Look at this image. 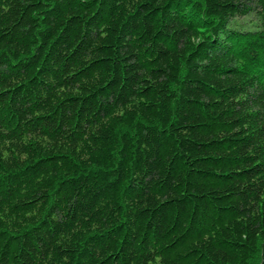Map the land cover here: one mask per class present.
I'll return each mask as SVG.
<instances>
[{"label": "trees", "instance_id": "obj_1", "mask_svg": "<svg viewBox=\"0 0 264 264\" xmlns=\"http://www.w3.org/2000/svg\"><path fill=\"white\" fill-rule=\"evenodd\" d=\"M0 264H264V0H0Z\"/></svg>", "mask_w": 264, "mask_h": 264}]
</instances>
